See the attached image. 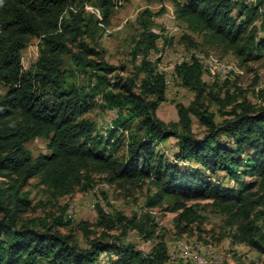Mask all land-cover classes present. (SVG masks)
<instances>
[{
  "label": "trees",
  "instance_id": "obj_1",
  "mask_svg": "<svg viewBox=\"0 0 264 264\" xmlns=\"http://www.w3.org/2000/svg\"><path fill=\"white\" fill-rule=\"evenodd\" d=\"M127 1L0 0V264H101L102 254L109 256L104 264H167V245L151 210L166 204L180 235L201 224L199 202L220 216L232 246L264 257V89L252 103L239 87L231 90L229 80L210 87L192 55L174 73L193 100L175 103L177 121L164 123L157 112L167 101L166 80L148 59L159 38L153 19L164 9L137 16L126 76L125 65L103 60L98 40L114 8ZM172 7L174 18L202 44L242 66L264 59V0H172ZM31 39L38 40L37 59L24 72L21 53ZM181 40L196 47L186 35ZM74 71L84 86L69 80ZM95 109L115 112L102 131L85 117ZM193 119L203 129L199 135ZM171 138L172 160L158 150ZM35 139L46 141V153L33 157L25 145ZM185 162L196 167L182 168ZM219 173L232 184L215 180ZM94 177L146 189V210L127 217L95 204V230L77 226L84 247L65 207L39 224L24 222L30 204L22 190L31 179L55 201L92 189ZM131 231L153 241L147 254L123 242Z\"/></svg>",
  "mask_w": 264,
  "mask_h": 264
},
{
  "label": "rangeland",
  "instance_id": "obj_2",
  "mask_svg": "<svg viewBox=\"0 0 264 264\" xmlns=\"http://www.w3.org/2000/svg\"><path fill=\"white\" fill-rule=\"evenodd\" d=\"M161 8L164 9V13L156 15L153 19L154 28L152 30L159 36L156 41V51L151 52L148 57L155 69L164 74L166 80L167 101L160 105L157 112L161 121L166 124L176 122L174 104L181 103L188 106L193 100V94L181 86L174 73L175 66L183 61H188L192 55L201 62L203 70L207 71L203 76V81L208 86L211 87L214 81L221 84L223 81L229 80L231 90L234 87H239L248 101L258 102L257 94L264 89V59L260 58L242 66L230 55H222L218 50L202 44L199 36L190 34L185 26L174 18L172 0H128L115 7L109 26L102 32L98 40L104 50L103 60L115 67L125 65L126 70L123 76H126L132 70L133 65L129 54L132 42L139 32L136 23L137 16L145 9L157 13ZM85 10L89 14L97 15V11L91 6H87ZM184 35L188 36L196 44V47L182 42L181 38ZM37 47L38 40L31 39L22 51L21 62L24 72L36 61ZM209 56H214L219 60L226 61L228 65L230 64L231 74L222 78L214 72H209L205 66L206 58ZM135 62L138 63V61ZM64 69L73 70L68 62H65ZM72 73L74 78L69 80H73L78 86H84L85 78L75 71ZM3 93L4 88L0 85V94ZM210 110L215 112L216 109L211 107ZM85 117L92 120L102 131L103 128L110 126L111 121L115 118V112H100L95 109L87 113ZM193 130L196 135L203 131L195 119H193ZM45 146L44 139H35L25 145L33 157L45 154ZM158 150L172 160V154L176 150L175 139L171 138L165 143H161ZM180 165L182 168L196 167L195 164L189 162ZM223 176L222 173H219L214 176V179L223 181L225 185H231L232 183ZM246 181L251 182L254 179H246ZM22 191L27 193L30 204L29 210L23 216L24 222L33 221L39 224L40 219L58 216L62 208L65 207L66 214L71 220L72 233L82 247L85 246V237L77 229V226L86 223L91 230H95L94 225L97 221L95 204H98L106 213L116 210L127 217L146 210L143 208L146 189L139 190L131 189L128 186L110 185L99 177H94L92 189L84 192L78 191L55 201L50 198L43 187L37 184L36 179H31ZM165 206L166 204L160 208L152 209L151 213L158 224L157 232L167 245L169 254L167 264H264V257L257 255L249 248L243 245H231L226 236L227 232L223 227L222 219L212 211L208 203L199 202L198 204L202 217L198 228L194 225L189 233L180 235L173 224L175 214L164 211ZM60 231L66 233L67 229ZM123 242L134 244L144 254L149 252L153 244V241H142L134 231L128 232ZM108 259L107 254H102L99 260L101 264H104Z\"/></svg>",
  "mask_w": 264,
  "mask_h": 264
},
{
  "label": "bare ground",
  "instance_id": "obj_3",
  "mask_svg": "<svg viewBox=\"0 0 264 264\" xmlns=\"http://www.w3.org/2000/svg\"><path fill=\"white\" fill-rule=\"evenodd\" d=\"M231 63V62H229ZM230 65V64H229ZM227 64L226 61L224 60H219V58H216L214 56H209L206 58L205 61V66L209 69V72H214V74L216 73V75H219V77L221 76L222 78L227 77L230 73V67ZM206 68V69H207ZM232 69V68H231ZM213 74V73H212ZM187 253V252H186ZM189 254V253H188ZM187 254V255H188ZM186 255V256H187ZM197 255V253H196ZM182 257V256H181ZM193 257V256H192ZM196 257V256H195ZM200 258V257H199ZM199 258H197L199 260ZM194 262V261H193ZM199 262H201V260H199ZM198 262V263H199ZM204 264V263H203ZM206 264V263H205Z\"/></svg>",
  "mask_w": 264,
  "mask_h": 264
},
{
  "label": "built area",
  "instance_id": "obj_4",
  "mask_svg": "<svg viewBox=\"0 0 264 264\" xmlns=\"http://www.w3.org/2000/svg\"><path fill=\"white\" fill-rule=\"evenodd\" d=\"M109 257V256H108Z\"/></svg>",
  "mask_w": 264,
  "mask_h": 264
}]
</instances>
